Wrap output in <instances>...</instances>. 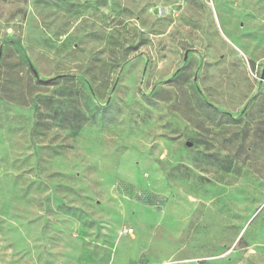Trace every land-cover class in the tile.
Listing matches in <instances>:
<instances>
[{
    "label": "rangeland",
    "instance_id": "374dc122",
    "mask_svg": "<svg viewBox=\"0 0 264 264\" xmlns=\"http://www.w3.org/2000/svg\"><path fill=\"white\" fill-rule=\"evenodd\" d=\"M0 264H264V0H0Z\"/></svg>",
    "mask_w": 264,
    "mask_h": 264
},
{
    "label": "built area",
    "instance_id": "2783aa9c",
    "mask_svg": "<svg viewBox=\"0 0 264 264\" xmlns=\"http://www.w3.org/2000/svg\"><path fill=\"white\" fill-rule=\"evenodd\" d=\"M123 232H124V233H127V232H130V230L128 231L127 229L124 228V229H123Z\"/></svg>",
    "mask_w": 264,
    "mask_h": 264
}]
</instances>
